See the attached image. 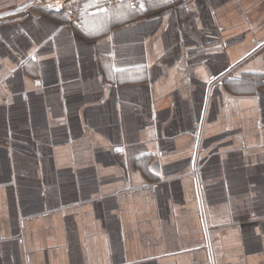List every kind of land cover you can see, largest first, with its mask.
<instances>
[{
    "label": "crops",
    "instance_id": "0c3cea01",
    "mask_svg": "<svg viewBox=\"0 0 264 264\" xmlns=\"http://www.w3.org/2000/svg\"><path fill=\"white\" fill-rule=\"evenodd\" d=\"M0 264H264V0H0Z\"/></svg>",
    "mask_w": 264,
    "mask_h": 264
},
{
    "label": "built area",
    "instance_id": "2783aa9c",
    "mask_svg": "<svg viewBox=\"0 0 264 264\" xmlns=\"http://www.w3.org/2000/svg\"><path fill=\"white\" fill-rule=\"evenodd\" d=\"M155 0H119L121 3H127L131 5V8L133 9H145L147 7V4L153 2ZM141 4L143 5L141 7Z\"/></svg>",
    "mask_w": 264,
    "mask_h": 264
},
{
    "label": "rangeland",
    "instance_id": "374dc122",
    "mask_svg": "<svg viewBox=\"0 0 264 264\" xmlns=\"http://www.w3.org/2000/svg\"><path fill=\"white\" fill-rule=\"evenodd\" d=\"M61 7H63V4L58 5V4L54 3V2H52V3L48 6V8H51V9H53V8L59 9V8H61Z\"/></svg>",
    "mask_w": 264,
    "mask_h": 264
},
{
    "label": "trees",
    "instance_id": "16d2710c",
    "mask_svg": "<svg viewBox=\"0 0 264 264\" xmlns=\"http://www.w3.org/2000/svg\"><path fill=\"white\" fill-rule=\"evenodd\" d=\"M148 5V4H147ZM134 10H138V9H134ZM140 10H145V9H140Z\"/></svg>",
    "mask_w": 264,
    "mask_h": 264
},
{
    "label": "snow or ice",
    "instance_id": "6c2138e0",
    "mask_svg": "<svg viewBox=\"0 0 264 264\" xmlns=\"http://www.w3.org/2000/svg\"><path fill=\"white\" fill-rule=\"evenodd\" d=\"M130 7H131V5H129ZM143 5L141 4V7H142ZM119 150V149H118Z\"/></svg>",
    "mask_w": 264,
    "mask_h": 264
}]
</instances>
